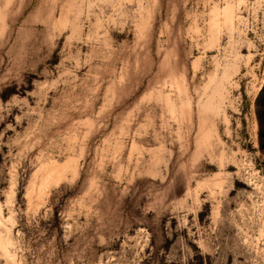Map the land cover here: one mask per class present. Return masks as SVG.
I'll list each match as a JSON object with an SVG mask.
<instances>
[{"label":"rangeland","instance_id":"obj_1","mask_svg":"<svg viewBox=\"0 0 264 264\" xmlns=\"http://www.w3.org/2000/svg\"><path fill=\"white\" fill-rule=\"evenodd\" d=\"M0 264H264V0H0Z\"/></svg>","mask_w":264,"mask_h":264},{"label":"bare ground","instance_id":"obj_2","mask_svg":"<svg viewBox=\"0 0 264 264\" xmlns=\"http://www.w3.org/2000/svg\"><path fill=\"white\" fill-rule=\"evenodd\" d=\"M55 169H56V168H55ZM55 169H54V170H55ZM61 171H62V170H61Z\"/></svg>","mask_w":264,"mask_h":264},{"label":"trees","instance_id":"obj_3","mask_svg":"<svg viewBox=\"0 0 264 264\" xmlns=\"http://www.w3.org/2000/svg\"><path fill=\"white\" fill-rule=\"evenodd\" d=\"M262 114V113H261Z\"/></svg>","mask_w":264,"mask_h":264}]
</instances>
